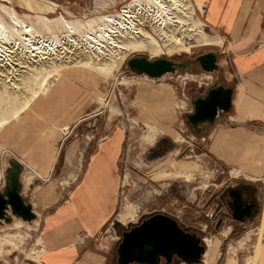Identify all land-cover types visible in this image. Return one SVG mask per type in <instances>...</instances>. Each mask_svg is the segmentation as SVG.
Masks as SVG:
<instances>
[{
    "label": "rangeland",
    "instance_id": "1",
    "mask_svg": "<svg viewBox=\"0 0 264 264\" xmlns=\"http://www.w3.org/2000/svg\"><path fill=\"white\" fill-rule=\"evenodd\" d=\"M134 1H0V17L4 22L7 24L9 22L3 10L4 7H8L14 11L19 20L31 27L33 36H54L61 41V44L63 43L57 56H50L46 59L47 61L40 64L36 59L30 60L27 55L23 56L21 48H17L18 46L12 41H0V46L3 48L2 55H0L2 64H0V78L5 80H0V129L28 106L24 107L26 102L29 104L34 97L45 91L64 70L62 68L82 67L91 70L96 75H102L101 78L106 82L105 86L109 94L107 102L102 100L98 102V105L104 107L103 112L92 120L82 124L78 123L76 129L64 130V138L69 137L71 141H76L79 152L84 151L78 164L71 162L69 165L71 168H68V171L71 174L66 180L72 183L77 179L83 166L86 147L107 134L106 130L101 129L105 127L104 123L111 121L125 125L128 139L133 138L134 140H131L126 147L127 151L123 160L124 177L120 188L119 206L116 218L112 220L113 223H117V226L112 227L114 234L112 237L119 239L122 228L119 224L127 227L130 222H138L144 215L163 213L174 218L187 230L200 232V229H203L202 231H206L203 241L205 240L206 252L209 251V253L204 255L203 264H213L218 252L221 256L216 264H224L225 261V264H256L258 246L264 241V202L262 203L264 191L258 189L256 184H252L258 189L257 197L260 201L257 202L261 207L260 216L243 225L223 221L220 227L215 229L214 223L218 215L224 212L219 203V193L233 186L237 181L248 182L238 180L239 178L234 180V174L215 167L207 158L198 156L201 152L200 147H202L199 145L200 138L192 133L182 115L183 112L192 110L189 96L194 92L202 93L207 86L213 83L214 75L187 71L184 74L151 80L131 75L126 65L128 59L139 55H145L151 59L160 57L183 59L212 50L218 55L220 82L225 83L221 77L228 72L229 63L226 55L223 54L222 39L214 35L213 31L202 22L200 8H197L191 0H181L179 8H172L169 14L174 25L166 32V35H163L151 24V21L156 23L162 19L158 10L163 0H153L150 9L138 7L143 0H137L134 7L140 11L135 21L137 20L140 31L132 33L130 37L132 39L141 38L143 36L141 31L145 32L153 39L151 45L155 52L146 49L136 52L135 50L138 49L131 50L123 47L125 54L121 57L108 48L103 59L92 61L84 51L80 38L75 36L72 41L65 44L63 42L64 37L68 35L63 29V25L66 26L65 22L78 24L81 33L90 29L95 32L100 28L105 15L121 14L125 9L131 8ZM179 23H182L181 28H178ZM182 30L184 33H181ZM25 37H28V34L20 37L24 47H26ZM176 39L178 41H175ZM111 62L113 68L110 71L98 69L103 64ZM62 64L61 69H56ZM94 64L99 67L92 66ZM41 65L42 69L39 70ZM8 81L10 84L13 83L14 87H7ZM141 82L155 86L173 85L179 89L180 97L187 101V106L182 104L176 109V120L170 124L171 126H167L169 130H160L152 124L134 123L133 92L135 86ZM15 87L16 92L13 91ZM168 132L172 135L169 136ZM148 135H150L149 140L146 139ZM189 150L192 151L189 152ZM178 153L182 156H177ZM59 155L60 153L57 157ZM68 157L70 159V155ZM0 163L2 170L4 165L2 161ZM28 173L32 174L33 171L27 169L22 180L29 189L33 185V180L38 178L31 177L26 180ZM2 186L3 177L0 179V189ZM222 206L227 209L225 204ZM126 207L133 208L135 213L126 219H121L120 215L124 213ZM218 208L220 212H217ZM40 214L39 212L38 218L32 222H23L16 218L8 223L2 222L0 237H10L14 245L5 244L0 248V264L41 263L39 260L41 252L39 250ZM210 215H213L212 220L209 218ZM230 229H232L231 234H229ZM79 237L80 235L77 236V240Z\"/></svg>",
    "mask_w": 264,
    "mask_h": 264
},
{
    "label": "crops",
    "instance_id": "2",
    "mask_svg": "<svg viewBox=\"0 0 264 264\" xmlns=\"http://www.w3.org/2000/svg\"><path fill=\"white\" fill-rule=\"evenodd\" d=\"M191 1L200 8L202 22L222 39L229 63L224 86L233 88L231 111L206 137H199L198 156L264 191V0ZM101 76L82 67L65 68L0 129V179L12 159L23 166L21 180L28 168L42 177L29 189L22 180L24 197L37 218L41 213L40 264H116L119 239L112 237V220L119 206L126 147L134 140L128 139L125 125L104 123L101 129L107 134L86 147L77 179L66 180L69 165L78 164L84 151L64 138V130L76 129L103 112L98 102H107L109 94ZM186 103L173 85L138 83L133 92L134 123L169 130L176 109ZM220 256L218 252L213 264ZM256 264H264V241Z\"/></svg>",
    "mask_w": 264,
    "mask_h": 264
},
{
    "label": "water",
    "instance_id": "3",
    "mask_svg": "<svg viewBox=\"0 0 264 264\" xmlns=\"http://www.w3.org/2000/svg\"><path fill=\"white\" fill-rule=\"evenodd\" d=\"M126 65L131 75L151 80L187 71L214 75L215 80L202 93L194 92L189 96L192 110L183 114L185 123L198 137H206L210 129L220 120L224 121L225 115L232 109L233 88L220 84V65L215 52L209 51L195 58L185 57L177 62L164 57L151 59L139 55L128 59ZM23 171V166L12 159L4 173L0 189V225L13 218L32 222L37 216L22 192ZM234 202L235 206L226 204L228 213L234 221L243 223L236 215L242 213L244 205L251 207V204L243 203L239 198ZM142 217L137 224H128L120 233L116 244V264H199L203 261L202 257L206 252L204 241L196 234L182 229L174 218L163 213ZM221 221L219 219L218 224ZM113 224V227L117 226V223Z\"/></svg>",
    "mask_w": 264,
    "mask_h": 264
},
{
    "label": "bare ground",
    "instance_id": "4",
    "mask_svg": "<svg viewBox=\"0 0 264 264\" xmlns=\"http://www.w3.org/2000/svg\"><path fill=\"white\" fill-rule=\"evenodd\" d=\"M0 1L4 2L6 0H0ZM152 2L153 0H143V3H140L138 7H141L143 9L147 7L148 9H150ZM136 3H137V0H135L131 4L132 5L131 8L125 9L121 14L105 15L102 19V24L100 25V28L95 32H93L90 29V30H87L85 33H81L80 26L78 24L76 23L72 24L68 21L65 22L64 24L66 26L63 25V29L66 30V33H68V35L64 37L63 39L64 44L66 42L68 43L69 41H72V38L75 36L77 38H80L82 40L84 51L87 52V54L89 55L88 56L89 60H92V61L93 60L99 61L100 58L103 59V57L106 56V52H108L109 49L114 51L117 55H121V57L122 55L125 54L122 50L123 47L130 48L131 50L138 49V50H135L136 52L141 49H146L150 52H155L154 48L151 45V43L153 42V39L150 36L146 35L145 32L141 31L143 35L141 38L132 39L130 37L132 36V33H138V31H140V28H138V22L137 20L135 21V19H138L136 15H139V11H140L138 8L134 7ZM180 3H181V0H163L160 2V9L158 10V13L162 17V19L157 21L156 23L154 21H151V24H153L158 29V32L160 34L166 35V32H168V30L172 28V26L174 25V23L172 22V18H170L169 14L171 13L172 8L178 9ZM3 10L6 13V16L9 22L7 24L0 17V41L2 42L12 41L15 45L18 46L17 48H21L22 50L21 53L23 54V56L27 55V57L30 60L36 59L37 61L40 62V64L41 62L45 61L50 56H57L56 54L59 51V48L63 45V43L61 44V41L56 39L54 36H49V37L33 36V34H31L32 32L31 27L23 23L21 20H19L18 17L14 14L13 10L9 9L8 7H4ZM180 24L182 23H179L178 28H181ZM182 31L183 32L181 33H184V30ZM25 34H28V37H25L26 47H24L20 39V37L22 36L24 37ZM175 41H178V40L176 39ZM2 50L3 48L0 46V55H2V52H1ZM92 66L99 67L97 64H94ZM62 67H63V64L56 69L59 70ZM102 67L98 69L104 70V71L105 70L110 71L113 68V64L112 62L110 64H103ZM41 69H42V65L39 70ZM62 69H65V68H62ZM205 75H210V74H205ZM1 78H0L1 81H5V80H2ZM7 84H8L7 87H10V88L14 87V84L13 83L10 84L9 81ZM15 89L16 87L14 88L13 91H15ZM27 105H28V102L24 104V107H26ZM113 111L114 110H112V112ZM149 136L150 135L146 137L147 140L150 139ZM69 161L70 159L69 157H67L66 163H68ZM28 169L29 171L32 170L30 168ZM31 177L42 178L41 175L36 170L32 174L28 173L26 176V180L30 179ZM134 213H135V210L133 208L126 207L124 213L120 215V217L121 219H126ZM132 223L137 224L138 222H130V224ZM119 225L122 228H126V225H123V224H119ZM204 243H205V240H204ZM5 244H9L12 246L14 245L11 242L10 237L9 238H7L6 236L0 237V248L4 246ZM15 245L17 244L15 243ZM205 253L204 255L206 256L209 253V251ZM204 255H203V261L199 264H203Z\"/></svg>",
    "mask_w": 264,
    "mask_h": 264
},
{
    "label": "flooded vegetation",
    "instance_id": "5",
    "mask_svg": "<svg viewBox=\"0 0 264 264\" xmlns=\"http://www.w3.org/2000/svg\"><path fill=\"white\" fill-rule=\"evenodd\" d=\"M209 51H212V50H207L206 52H209ZM195 57L196 56H193V57H190V58H195ZM171 60L177 62V61H179L181 59H171ZM221 79L224 80L223 77H221ZM221 82H220V84L224 85V83H221ZM178 155L182 156V154L180 155L179 153L177 154V156ZM234 180H237V179H234ZM257 192H258V189L256 187H254V185H252L251 183L249 184V183H244V182H240V181H237L231 187L225 188L224 191L222 190L219 193L218 198H219V203L221 204V207H223L224 212L222 213V215H220V214L218 215L217 220L214 223L215 229H216V227H220L222 222L227 220V219L231 220V222H237V221H234L231 218V214H229L228 210L224 206H222V204L226 205L227 203H231L233 206H235V202L234 201L236 200V198H239L243 203L251 204V207H247V205H244L242 207V213H237V215L235 214L237 217L241 218L244 221L243 223L252 221L256 217L260 216L261 215V207H259L260 203L257 202V199H258ZM220 211L221 210L218 208L217 212H220ZM143 218H145V217H142V219ZM219 219H222L220 224H218V220ZM178 225L182 229H184V230H186V231H188L190 233L196 234V236L199 237L202 240L205 237L206 231H202L203 229H200V232L198 231L199 232L198 233L196 230L195 231L187 230L186 228L182 227V225L179 224V223H178ZM123 230L124 229L121 228L120 232H122ZM173 261H175V260H173ZM161 264H164V263H161Z\"/></svg>",
    "mask_w": 264,
    "mask_h": 264
},
{
    "label": "built area",
    "instance_id": "6",
    "mask_svg": "<svg viewBox=\"0 0 264 264\" xmlns=\"http://www.w3.org/2000/svg\"><path fill=\"white\" fill-rule=\"evenodd\" d=\"M212 216H213V215H210V217H209L211 220L213 219V217H212Z\"/></svg>",
    "mask_w": 264,
    "mask_h": 264
}]
</instances>
